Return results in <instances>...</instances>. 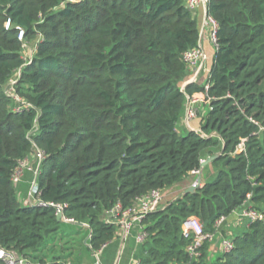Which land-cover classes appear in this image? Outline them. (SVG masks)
Wrapping results in <instances>:
<instances>
[{"label":"trees","instance_id":"16d2710c","mask_svg":"<svg viewBox=\"0 0 264 264\" xmlns=\"http://www.w3.org/2000/svg\"><path fill=\"white\" fill-rule=\"evenodd\" d=\"M207 14L217 24L208 91L188 83L184 55L200 30L186 0H0V248L64 264L70 242L98 261L113 245L114 263L119 227L106 214L221 153L214 179L147 215L144 241L124 246L118 264H131V253L137 264H264V0H208ZM188 98L207 106L196 114L201 133L178 128ZM37 151V198L66 205L65 218L88 224L90 237L66 234L54 209L19 200L13 177ZM249 204L263 220L233 236L230 253L208 254L206 243L190 258L189 218L214 233Z\"/></svg>","mask_w":264,"mask_h":264},{"label":"built area","instance_id":"2783aa9c","mask_svg":"<svg viewBox=\"0 0 264 264\" xmlns=\"http://www.w3.org/2000/svg\"><path fill=\"white\" fill-rule=\"evenodd\" d=\"M207 3H208V0H186V5L191 11H195V9H197L198 7H204L206 11V13L204 14V23L206 26H209L210 28L209 39H210V42L213 44V46L216 48L217 24L207 14ZM207 60H208V56L199 44L196 49L191 50L184 55V61L189 66L190 71L194 74L195 78L198 76L201 70L203 71L205 70V64ZM194 77L192 80L188 81V83H194L195 81ZM14 84L15 83H13V85ZM203 86L205 90L208 91L209 85L206 82L204 83ZM187 100H188V103L186 107L187 108L186 116L183 121L189 130L201 133V130L196 131L190 127V122L191 120L195 119L196 113L191 108L189 109L188 106L192 103H202L203 100L201 99L190 100L189 98ZM23 105H26V104H23ZM19 111H20V108L15 109V112H19ZM239 148H242V145ZM35 160H36V163H38L40 167L43 161V153H41L40 151H37L35 155ZM27 163H28V158L25 161H23L20 164L19 168L17 169L13 177V181L15 184H18L20 182L22 178V172H23L22 170L26 166L28 168ZM32 173L34 174V180H32L31 186L28 190L29 192L26 198L27 204L38 207V208H52L54 209L56 216L60 214L62 216V219L65 222H72L73 220L66 219L64 216V210L67 207L66 205L45 203L41 201L39 198H37L38 187H37L36 180L38 177L39 168L34 169ZM192 174L198 175L199 172H194ZM162 201H163L162 192L155 190V191L150 192L147 196L139 198L135 202V204L130 208L124 209L120 204H117L112 210H110L106 214L105 223L114 224L120 228L121 235H122L121 236L122 242L124 243V241L130 235V232L133 230L135 225L140 224L147 215L157 210H160L162 206ZM239 217L246 219L247 222L249 223L263 220V217L259 215L255 210H252L251 208L242 210ZM226 219H227L226 217H221L216 221L214 225V229H215L214 233L205 232L200 221L195 217L189 218L184 223L183 237L185 239L190 240V245L187 248V252L190 258L196 259L199 256V249L204 244L210 243L213 241V239L216 237L215 236L216 233L221 229ZM83 228L90 230L88 224H83ZM90 235H91V230H90L89 237ZM145 237L146 235L144 234V232L139 233L136 238L137 243L143 242ZM233 246L234 245L231 239H224L221 242L220 251L222 253H230L233 249ZM98 256L99 254L95 255V258L97 259V261H98ZM17 257L20 260V264H30L26 259L20 258L16 253L9 252L3 248H0V262L2 264H15V260Z\"/></svg>","mask_w":264,"mask_h":264},{"label":"rangeland","instance_id":"374dc122","mask_svg":"<svg viewBox=\"0 0 264 264\" xmlns=\"http://www.w3.org/2000/svg\"><path fill=\"white\" fill-rule=\"evenodd\" d=\"M204 27L206 26L205 23H204V20H203V24H202ZM28 50H31V45L28 46V49L26 48L25 50V53H24V56H25V59H30L32 57V51L31 52H28ZM203 71V70H201ZM200 71V72H201ZM199 72V74H200ZM198 74V75H199ZM190 79V78H189ZM13 83H15V81H12L6 88H5V91L7 93H12V86H13ZM204 85V84H202ZM201 85V86H202ZM14 100L16 102H19V97L18 96H15L14 95ZM188 108L194 110V112L197 114L198 111L200 112H204L206 109H207V106L204 105L203 103H192L188 106ZM187 109V108H186ZM186 109H185V113H184V116L182 118V121L181 123L183 124V120L186 116ZM196 120V117L195 119L191 120L190 122V126L192 125V121ZM180 124V125H182ZM180 125L178 126V128L180 129ZM184 127V125H183ZM28 168L27 166L22 170V178L20 180V182L16 185L17 188L21 191L19 194H18V197H19V200H21L23 203L26 204V198H27V194H28V190H27V187L31 186V183H32V180H34V174H32V171H34V169L36 168H39V164L36 163V160L34 158H29L28 159ZM210 166V164L208 165ZM210 169H212V167L210 166L209 167ZM209 168H206L204 169V172H203V180L205 181H212L214 179V177L216 176V170H213V173H214V176H211L209 179H207L208 177V173L207 172H211ZM36 171V170H35ZM202 171V170H201ZM201 171H199V174H201ZM198 174V175H199ZM39 175V173H38ZM198 175H196L198 177ZM182 183V182H181ZM180 183V184H181ZM196 183V180L193 182L192 185H194ZM201 186H202V183H201ZM186 186H184L185 188ZM184 188L183 186H173L171 187L170 189L164 191L162 193V195L164 196L163 197V201H162V206L160 209L164 208L166 205H168L169 203L175 201L176 199H178L179 197H181L183 195V191H184ZM252 205H246V207L244 209H248V208H251ZM252 209V208H251ZM254 210V209H252ZM241 210L240 211H236L235 215L233 218H228L226 219L225 223L222 225L221 229L216 233V237L213 239L212 242L208 243L209 244V251H208V254H216L217 252L220 253V248H221V242L222 240L224 239H231L232 240V237L235 236L236 234L238 233H241L244 231V228L246 227L247 225V220L242 218V217H239L240 214H241ZM61 228L64 229V231L66 232V234L68 235H73L75 234V238L76 239H79L82 237V233L84 232V230H82L83 227H80L81 229H79V227L77 226H74V225H65L64 223L61 224ZM136 228H137V225H135V227L133 228V230L130 232V235L127 237V239L124 241V244H122V235H121V230L120 228L118 229L119 231V235H120V242H119V248L120 247H124V246H130L131 242H132V238L133 236L136 234ZM67 240H62L61 242H59L57 245H59L61 247V245H64V243L66 242ZM67 242H70V239L69 241ZM78 244L75 245V241L74 242H70L68 243L67 245H64L66 246V251L63 252L61 255L62 256H70L66 259L65 263L64 264H76V257L78 255H80L81 251H82V254L87 258L90 256V253L89 252H86L84 249L81 250V249H75V246H77ZM58 247H55L54 248V252H56L58 254V250H56ZM71 248V249H70ZM114 249H115V246L113 245H109L105 250H104V254H102L100 256V261H97L96 258L95 259V264H115L112 263V260H113V253H114ZM68 250V251H67ZM81 250V251H80ZM122 251V250H121ZM219 253H217L216 255H218ZM46 254H49L48 252H46ZM56 256V255H55ZM85 258V260H86ZM30 264H34V261H31V260H27ZM53 259H52V256L49 255V257L47 259L44 260V263L45 264H50V262H52ZM93 262V261H92ZM94 263V262H93Z\"/></svg>","mask_w":264,"mask_h":264},{"label":"crops","instance_id":"0c3cea01","mask_svg":"<svg viewBox=\"0 0 264 264\" xmlns=\"http://www.w3.org/2000/svg\"><path fill=\"white\" fill-rule=\"evenodd\" d=\"M206 13V11H205V9H204V7H198L197 9H195V11H194V16L198 19V22H199V30H200V40H199V45L201 46V48L205 51V53L207 54V56H208V60H207V62H206V64H205V70L204 71H201L200 72V74L195 78L194 77V74L191 72V76H190V79H189V81L190 80H192L193 79V77L195 78V81H194V83H196V84H199V85H202V84H204V82L206 81V78H207V76H208V73H209V70H210V68H211V66H212V64H213V60H214V55H215V51H216V48L213 46V44L210 42V39H209V33H210V28H209V26H203L202 24H203V20H204V14ZM180 124H182V123H180ZM192 125L190 126L192 129H194V130H196V131H198V130H200V122H199V119L196 117V120H194V121H192V123H191ZM183 125H184V127H183ZM183 128H185V129H187V130H189L187 127H186V125H185V123L183 122V124L182 125H180V130H182ZM189 131H191V130H189ZM210 166H206L204 169H206V168H209ZM204 169H202V171H201V183H202V185L204 184V183H206V182H209V181H205V180H203V172H204ZM210 169V168H209ZM210 171L211 172H207L208 173V177H207V179H209L211 176H214V173H213V171H212V169H210ZM197 179V176L196 175H194V174H191L186 180H184L181 184L179 183V184H177V185H175V186H183V188H184V186H186L185 188H184V191L187 189V188H189L190 186H192V184H193V182L195 181ZM183 191V192H184ZM164 197V196H163ZM238 212V211H237ZM235 213L236 212H233V214L230 216V217H228V218H233L234 217V215H235ZM227 218V219H228ZM136 234L133 236V240H134V242H135V244H139V243H137V241H136V238H137V236H138V234L139 233H141L142 232V229H141V226L139 225V224H137V228H136ZM132 240V241H133ZM122 244H124L123 242H122ZM123 248L122 247H120L119 248V251H118V254H117V258H116V260H115V264H116V262H117V259H118V256H119V254L121 255V250H122ZM134 249V248H133ZM221 252V251H220ZM134 253V252H133ZM217 253H219V252H217ZM216 253V254H217ZM85 256L83 255V254H80V255H78L75 259H76V264H94V263H92V261L94 260V256L92 255V254H90V256L89 257H87L86 258V260H85ZM119 258H120V256H119ZM130 261H131V264H137V262L135 261V259L132 257V253H131V259H130ZM118 262H119V260H118ZM118 264V263H117Z\"/></svg>","mask_w":264,"mask_h":264},{"label":"water","instance_id":"95a60500","mask_svg":"<svg viewBox=\"0 0 264 264\" xmlns=\"http://www.w3.org/2000/svg\"><path fill=\"white\" fill-rule=\"evenodd\" d=\"M221 153H218L210 158H207L206 160L202 161L201 162V170L203 168H205L206 166H208L209 164H211L212 162H214L215 160H217L219 157H220ZM201 188V174L198 175L197 179H196V183L192 186H190L189 188H187L183 195H187V194H194L197 190H199ZM56 220L57 222L59 223H67V224H70V225H74V226H77V227H83V224L82 223H78V222H65L63 219H62V216L60 214H58L56 216ZM120 256V254H119ZM119 256H118V259H117V262L116 264L118 263V260H119ZM15 264H20V260L19 258L17 257L16 260H15Z\"/></svg>","mask_w":264,"mask_h":264}]
</instances>
